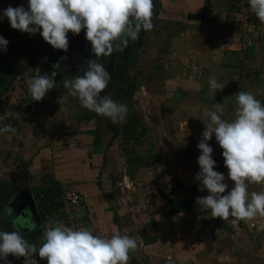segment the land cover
<instances>
[{"label": "clouds", "instance_id": "9594fccd", "mask_svg": "<svg viewBox=\"0 0 264 264\" xmlns=\"http://www.w3.org/2000/svg\"><path fill=\"white\" fill-rule=\"evenodd\" d=\"M153 0H27L23 5L0 10V19L6 17L12 29L34 35L39 32L53 49L67 51L68 33L80 34L90 42L93 58H87L79 66L73 80H65L63 87L71 97L77 98L82 108L109 118L113 123H122L128 115L127 104L111 98L98 99L111 81V73L105 67L114 53H124L134 43L141 31L153 28ZM264 24V0H248V9ZM8 41L0 36V51H7ZM52 65L50 73L38 74L26 80L31 100L40 102L47 92L55 88L58 73ZM208 93L214 98L225 84L215 77L208 79ZM47 98V97H46ZM67 101L61 94L58 104ZM209 111L210 123L202 132L197 143L200 151L197 157L199 171L194 179L199 181L198 190H207L206 196L195 198L196 204L211 211L212 218L227 221L231 217L233 227L241 221L264 218V191L251 192L249 184L264 185V105L250 92L236 94L235 118L223 119L225 106L215 103ZM0 133L17 134L11 124L0 127ZM215 141L222 149L227 177L233 187L227 191L225 175L215 171L216 161L212 158L214 149L208 141ZM75 148V143H71ZM154 175V173H153ZM226 193V194H225ZM13 231L0 230V260L9 255L24 258V264H38L35 256L47 264H128L130 253L138 247L137 241L128 234L114 231L110 237L94 235L92 231L69 227L57 220H49L43 231L44 242L37 248L21 234L19 226ZM264 231V224L259 225ZM166 264H174L169 255Z\"/></svg>", "mask_w": 264, "mask_h": 264}, {"label": "rangeland", "instance_id": "374dc122", "mask_svg": "<svg viewBox=\"0 0 264 264\" xmlns=\"http://www.w3.org/2000/svg\"><path fill=\"white\" fill-rule=\"evenodd\" d=\"M2 1L3 2L6 1L4 5L5 9L9 5H11L12 7L23 5L25 9H27V0H2ZM158 1H159V4L161 5V8H159V14L153 19L154 21L152 22L153 23L152 30L145 31L142 37L141 44L136 49L135 65L128 69V74L131 78L135 80L136 83L139 84V89L137 90L136 95H135L136 98H134L136 99V101H137V98L140 101V102L137 101L139 117L141 118V120L145 119V121L144 122L142 121V122L144 123L145 126L147 127L150 126L153 129V135H154V137L151 135V137H153L152 140H149L147 138V141H144V143L140 144V146L136 148V151L137 153H140V154H142L143 152L146 153V149L150 144V142L148 141H152L157 149L156 152L161 154L160 161L162 164L159 163L160 161L158 163H155L153 165V168H148L151 171H147L148 169H142L140 167H137L134 164H131V165L130 163L128 164L126 156L124 155V152H125L124 145L120 141L121 138H118V137L114 139L113 143L109 147L105 146V143L107 142V140L111 137L113 133L112 130H110L107 127L106 120L103 118V116L97 115L96 113L92 111L82 108L79 104L78 99L71 97L68 94V90L63 87V83L65 80H73L77 75H81L79 73L74 72V70L71 69L74 64L73 61H71L73 57H71V60L69 59L66 61V66L63 67V69H61L62 75L59 80L60 83L57 82V84H55V88H53L54 97L58 99V97L61 94H63L64 96H67V101L61 105L56 103L55 108L51 106L49 107L50 110H52V112L53 110H55V112L57 113L56 114L57 119H58L57 124L59 125V128L62 127V124L65 125V127L63 128L64 129L63 134L65 132H66L65 133L66 135L72 134L70 139L68 137L67 141L64 142L63 144L64 148L66 149L71 148L70 145L71 143H73V137L75 138V136H77L75 139L76 142L82 141V144L84 145V147L89 146L90 150L88 153H92V155L90 156V159H91L90 162L93 164L92 165L87 164V162L89 161L88 156L85 158L87 153H84L83 156L85 158V163H83L84 169L82 170V178L85 180H91L88 182V184H90V182L92 183V179L98 169L97 167L101 163V159H102V155L100 154L101 151L106 152L108 156V163L106 165L107 172L113 173L114 177L116 178L115 179L116 183H114L113 185H110L107 188L109 190H112L115 193L117 200L119 199L120 208L122 205L121 200L123 199L125 200V204H128V208L131 206V209H132L133 202H136L135 201L136 195L133 194L131 197H126L125 193L123 192V191L127 192L126 187L128 184L131 185V182L128 179L129 177L127 175H130L131 177L140 176L141 177L140 179L143 180L144 183L147 181L154 183L156 182V180L163 179L165 185L164 186L156 185V189H158V193L157 194L152 193V196H151L153 198L150 201V204H151L150 208L153 211L156 210V212L158 211L159 208H161V205H162L161 202H163L162 206L163 207L165 206L162 192L166 193L169 190H173L172 187L175 186V183L171 181L173 178L172 177L173 175H170L171 173H174L176 169H178V171L181 172L183 176V177L181 176L182 178L181 181L183 183L188 185V184H191V182H193L191 181L192 179H190L191 175H190V178L187 176V173H190V169H192L191 167L194 164V161L192 159V152L194 149L193 147L195 146V144L197 145L199 140L202 138V132L206 127L205 124H208L211 122V121L207 122L208 121L207 116H208L209 111L211 110L209 108L212 107L211 101H209L210 97H207L209 94L208 93V87H209L208 77H210L211 75L207 73L206 77H204V74H203L200 80L198 79L193 80L195 82L196 81H200V83L203 82L201 83V88L198 91H195L192 88V90L190 91L193 97H199V95L200 96L206 95L205 101L199 102L197 101V98H195V99H192L193 100L192 102H194L193 104L191 102H188L189 104H192V105L188 106L186 105L187 103L184 104L182 109L180 110V113L176 109L178 117L181 118L182 121H185L183 122V125L181 124L182 129H185L187 128L188 125H190L191 135H195L197 133H200L201 135L196 137L198 138L196 139V141L194 140L189 141L186 139L187 136L183 135V133H180V132L173 133L172 132V124H171L172 116L171 114H169L171 111H168V109H166L167 107L166 103H171V104L175 103V105L180 107L177 100H175L176 91H178L181 87H183L186 90L187 86L193 87V84H194L193 81H189L185 78V73L183 75L181 74L184 71L182 68L179 71V69L175 70L176 68L174 66L176 62L183 61L187 53V50L190 49L191 45L189 44L190 42L186 40L182 36L181 33H179L178 31H175L177 27V24H175V20H176L175 14L176 13H172L169 10L165 11V9L163 8V6L164 7L166 6V4L171 5V3L174 4V6L178 4V7H179L180 2L183 3L182 2L183 0H173V1L172 0H158ZM219 1L220 0H217L216 2L220 3ZM216 2H213V4L210 5L213 8L212 10L214 11L216 10V8H218V10L220 8H223L222 5L218 6ZM242 2H243V5L246 7V5L248 4V0H242ZM204 9L205 11L201 12V18L206 16L207 20H211L210 14L208 13L210 12L209 10H211V8L204 4ZM0 14H2V12H0ZM258 22L260 21L258 20ZM198 27H200V29L204 31V28L206 26L205 27L198 26ZM15 31L17 30L12 29L10 27L8 19L6 17H4L3 19H0V34H3L0 36H3L5 38V35H9V38L7 37L5 38L8 41L7 52L9 51V48L11 45H15V48H16L18 47V42H20V41H16L17 37L14 35ZM37 33L39 34V32ZM38 34L36 35L37 38H35L34 35H29V34L27 35L29 38L33 39L31 41L33 44L30 45V47H32L33 49L28 48V52H30V55L28 53L27 54L25 53L24 50L26 48H24L22 45L21 46L19 45V47L16 48L18 50V53H20V56L18 54L19 59L17 58L18 57L17 55L14 56V54L10 53L9 55L10 65L8 66L9 68L14 67L13 66L14 63L16 64L21 63V65L25 64L27 59L32 57L31 52H34L38 48L43 47L40 45H37L38 48L35 47L36 45L35 41L39 40V42H41L42 45H46L45 44L46 41H44L41 35H38ZM73 37H75V35L69 32L68 33V41H69L68 48H69V52L71 51L70 53L74 51V47L76 44V41L73 39ZM243 46H244L243 50L250 47V46H247L246 42H244ZM253 46H256V45H253ZM259 46L264 47V44L259 45ZM192 48L194 51L198 49L195 45ZM258 49H262V48L258 47L257 49L253 50V52H251L250 54L249 62L247 64L250 70L249 75L243 76L239 74L238 75L232 74V79H234L233 83L229 84L227 88L225 86V88L222 89L221 92H223L224 97L222 98L220 103H223L225 106V113H224V116L222 117L223 119L231 121L235 118L236 94L238 92L240 91L250 92L258 100H260L262 96L264 95V77H261L255 74L256 70H254L255 69L254 67L260 66L259 64L264 57L263 55L264 52H262V56H261V52L258 51ZM206 70L208 71V69ZM46 72L48 73V71ZM12 74L13 73L11 72V69H10L7 73H5V75L3 76L1 75L2 78H4V81H5L4 83H6V79L8 80V82L6 83L8 84V86L12 80L11 79ZM214 75H218V74L214 73ZM221 77L222 76H218V78H216L217 81L226 85V81L220 80ZM60 85H62L63 92L61 89H59L61 87ZM110 92H111V89L108 86L105 90H103V92L100 94L98 99L108 98V95L110 94ZM183 93L184 94L181 93V95H179L180 96L179 102L184 100V98L182 97L183 95L185 97V95L187 96L188 94V92H183ZM41 103L42 102H40L39 105H41ZM164 104H165V108H163ZM169 109L171 110V107ZM19 115L20 116H18L16 119L13 120L14 122L12 125L13 127L16 128L17 134L13 135L12 133H9L6 138H3L2 144H0V180H9V177H10L9 172L11 170H14V168L17 169V166L20 165L21 163L23 164L22 171L25 172L28 177H31L29 171H31L32 169L28 171V169L26 170L25 168L28 166V163H29V162L27 163V161L28 160L31 161L32 156H29L28 152L26 151L25 148H23L22 144L24 143L23 139L26 138L24 128L27 129V131L31 134H37L38 130H40L38 128L39 125L36 122V118H38V115L34 117L32 120L29 119L30 118L29 114L25 116L20 113ZM84 115H88L89 118L84 119ZM65 116H68L69 118L68 121H63L64 120L63 118ZM152 116L154 119L151 118ZM116 124L120 125V123H116ZM77 129H82V130H77ZM94 129L98 131V136H99V142H97L96 145L93 143H92L93 145L91 144L92 139H93V133L91 131ZM80 131L82 132L79 134H74L75 132L78 133ZM157 132L160 136H157ZM185 132L187 133V130ZM171 136L173 138L172 140L170 138ZM208 143L218 145L217 142L215 141L214 135H213V138L208 141ZM24 153H26L24 155L26 156V164L21 162L22 161L21 156L23 157ZM78 153H75V152L73 153L70 150L67 151V153L65 154L66 156L65 158H67L66 163L63 165L65 167L64 169L65 174L62 176L66 177V179L68 177L69 180L73 182H75L74 181L75 177H72V176L74 175V172H76L74 171V169L75 170L78 169L79 163L75 162V159L72 157L79 155ZM180 159L182 161H180ZM31 167L33 169L35 168V166H31ZM123 167L126 168L127 177L124 175V178L122 180L121 177H123L122 175L124 173ZM117 178L121 180L120 183H117ZM31 180L32 179L29 178V182H31ZM29 184L32 185L31 183ZM196 184H197L196 186H198L199 181L196 182ZM88 186H89L88 189L90 188L94 189L93 184H92V187L91 185H88ZM130 187L131 186H129L128 188ZM73 188L77 189V187L75 188V186H73ZM161 188L163 189L161 190ZM93 193H94V190H92V197L89 199L90 202L92 201ZM117 202L118 201H108L107 202V199L105 200L104 198L103 200L101 199L100 202L98 201L97 205L101 203L102 210L103 208L106 210L110 209L108 213L109 215H111L110 213H113L112 208L114 206H118ZM148 209L149 208H147V210L145 211H140V212H136L135 210H133L134 212H132L130 210L132 219L129 216H127V219L125 216H123L122 220L124 219L126 220L122 222L119 221L118 223L119 224L125 223L124 225L126 224L133 225L134 218L137 217V220H139V225L142 226L146 222L148 226L151 227V230H152V218L153 217H152V213H150L152 211H149ZM86 212H88L86 210V206L80 207L79 216L82 217V219H84V215H86ZM258 220L259 222L255 220L254 221L250 220V221H247V223L252 222L253 227L257 228V226L259 227L260 224H264V222L261 223V221H264V218L259 217ZM27 221L28 219L25 218L23 222L25 223ZM24 223L22 226L25 227L26 225ZM160 224L162 225L163 223L160 222L158 225ZM254 228H251L254 231H251V230L250 231L247 230L248 232L238 231L239 232L238 235L236 234L233 235L234 239H237V237L239 236L241 238L240 242L238 240H235V244H236L235 250H238V248L244 249L242 250V255L248 256L252 260L253 264H261V263L264 264V235L262 234L263 232L260 233L261 231H259V229H257L258 231H255ZM174 231L178 233L179 238H180V233L177 232L176 230ZM216 231H220V230H215L214 233H217ZM259 233L262 234L263 236H259L256 240L253 239L254 235H257V234L260 235ZM230 242H233V241H230ZM14 259H17V258H14ZM19 259H23V257Z\"/></svg>", "mask_w": 264, "mask_h": 264}, {"label": "crops", "instance_id": "0c3cea01", "mask_svg": "<svg viewBox=\"0 0 264 264\" xmlns=\"http://www.w3.org/2000/svg\"><path fill=\"white\" fill-rule=\"evenodd\" d=\"M182 2L183 3L180 2L179 7L178 4L174 6V4L172 3L171 5L165 3L166 6L165 7L163 6L165 11L169 10L172 13H176L175 21L183 22V24L186 25V29L180 33L186 40L190 42L189 44L191 45V46L189 45L190 49L187 50V53L183 61L175 63L174 66L176 68L175 70L179 69L180 71L182 68L184 71L181 74L183 75L186 72L190 63L192 62L201 63L205 68L204 77H206L207 73L211 75L210 77L218 78V76H222L220 80L226 81V85H225L226 88L227 86H229V84H232L234 81V79H232V74L248 76L250 70L247 64L249 62L251 52H253V50L260 47L262 49H258V51L261 52V56H262V52H264V47L256 45V46H250L245 50H243L244 42H246L245 38H243L240 32L236 29H232V28L224 29L219 27L220 17L217 14L216 10L214 11L212 10L213 9L212 8L211 10H209L210 12H208L210 14L212 20L211 21V20H207L206 16L201 18V12L205 11L203 0H183ZM5 3L6 1L3 2L2 0H0V10L5 9L4 6ZM198 26L201 27L206 26V27L204 28L203 31ZM14 35L17 37L16 41H22L23 39L25 40V37L26 39L28 38L27 36L28 33H22L19 30L15 31ZM19 43L20 42H18V44ZM35 43H36L35 47H38L37 45L43 46L42 43L39 42V40L35 41ZM31 44L33 43L31 42ZM194 45L198 48L195 51L192 48ZM263 59L260 62L259 67H254L255 68L254 70H256L255 74L261 77H264ZM206 69H208V71ZM214 73H217L218 75H214ZM7 82L8 80L6 79V83ZM193 82H194L193 87L187 86L186 90L183 87H181L178 91H176L175 100H177L180 107L175 105V103L174 104L166 103L167 105L166 109H168V111H171L169 114H171L172 116L171 118L172 132L173 133L180 132L187 137L193 136L191 138L195 139L197 136L201 134L197 133L195 135H191L190 125H188L187 128L182 129L181 124L183 125V122L185 121H182L177 114V110L180 113V110L182 109L184 104L187 103L186 105L188 106L192 105L194 103L192 102L193 101L192 99L197 98V101L199 102L205 101L206 95L205 96L199 95V97H193V95L190 92L192 88L193 90L198 91L201 88V83L203 82L201 83L200 81H196V82L193 81ZM221 91L222 90L216 92L214 98L208 94L207 97H210L209 101H211V106H212L211 108H209L211 109L210 111H214L215 110L214 104L220 103L222 98L224 97V94ZM183 92H188V94L187 96L185 95V97L183 95L182 97L184 98V100L179 102V98H180L179 95H181V93L184 94ZM53 93H54V89L48 91L46 94L47 98L43 99L41 105H39V110L37 113L38 118H36V122L39 125L38 128L40 129L38 130V133L31 134L27 131V129L24 128L26 138L23 139L24 143L22 144V146L23 148L26 149L29 156H32L31 161L29 160L27 161V163L28 162L29 163L28 166L25 168L26 170L28 169V171L32 169L31 171H29L31 175V177L29 178L32 179L31 182L29 183H31L33 186H36L37 184H40L43 181L42 176L52 175L51 176L52 178L55 177L58 181H60L64 189L73 186H75V188L77 187L78 191L85 196L87 204H89L88 206H86V210L88 211L86 212V216L88 218L87 220L82 219L85 222V226L88 227V230L92 231L94 235L107 236V237H110L111 234L116 230H118L121 234H128L130 237L134 238L138 244L136 251L134 253H130L129 255L134 256L141 263L144 262V264H166L165 258L170 255L173 258L174 264H253L252 260L248 256L242 255V250L244 249L238 248V250H235V246H236L235 240H238L240 242L241 241L240 236L237 237V239L233 238V235L239 234L238 231H246V232H248L247 230L254 231L253 229H251L254 228L253 223L252 222L247 223L245 221H241L238 226L233 227L231 224V217L227 221H222L219 218H212L211 211L203 208L200 209V207L196 204V201L192 206V209L188 213H185L183 216L167 215L166 211L164 212L163 209L161 210V208L163 207L162 206L163 202H161L162 204L161 208H159L157 211V212L160 211L159 213H157L156 210L153 211L151 210V208H149V211H152L150 212L152 213V217L157 222L158 238L153 243H149V244L143 243L139 235V228L141 227V225H139V220H137V217H135V215H134L135 218L133 225L132 224L124 225L125 223L124 224L118 223V225H116V223H114L113 220V213H110L111 215H109L108 213L110 209L106 210L103 208L102 210L101 209L102 204L100 203L99 205H97L98 201L100 202L101 199L102 200L104 199V197H102V194L98 190L95 183V176L97 172L95 173L92 179V183L90 182V184H88V182L91 180H85L82 178V170L84 169L83 163H85V158L88 156V152L90 150L89 146L84 147L82 141L76 142L75 139L77 136H75V138L73 137V142H75L76 145L75 148L71 147L66 149L63 146L64 142L67 141L68 137L70 139L72 134L66 135L65 134L66 132L63 134V130H64L63 128L65 127V125L62 124V127L59 128V125L57 124L58 121L56 115L57 113L55 112V110H53L52 112V110H50L49 108L50 106L55 108V104L57 103V98L53 96ZM262 99H264V95L259 101H261ZM134 100L135 101L133 102V105L138 112L137 101L138 102L140 101L138 100V98L137 101L136 99ZM188 102H191L192 104H189ZM170 107L171 110L169 109ZM163 108H165V104ZM151 118L154 119L153 116ZM63 119H64L63 121L69 120L68 116H65ZM207 120H208L207 122L210 121L209 115L207 116ZM142 121L144 122L145 119ZM77 130H82V129H77ZM186 130L187 133L185 132ZM81 132L82 131L78 133L75 132L74 134H79ZM157 136H160L158 132H157ZM170 138L171 140L173 139L172 136ZM69 150L72 151L73 153L79 152L78 153L79 155L72 157L75 159V162L79 163L78 169L77 170L74 169V171L76 172H74V175L72 176L75 177L74 178L75 182L69 180L68 177L66 179V177L62 176L65 174L64 173L65 167L63 166L66 163V159H67L65 158L66 157L65 154ZM220 151L222 153L221 148ZM84 153H87L85 158L83 156ZM25 154L26 153L23 154V157L21 156L22 162L24 164H26V156H24ZM88 160L89 161L87 162V164L92 165L93 163L90 162L91 159L89 157ZM180 161L182 160L180 159ZM215 161H216V165L214 166V170L221 172L225 175L224 182L228 184V189L226 190L227 193V191L233 187V183L227 177V168L224 166L222 155H220ZM159 163L162 164L161 161ZM196 164H198L197 161H194V164L191 167L192 169H190V173H187V176L189 178L191 175L190 179H192L191 181H193L191 182V184L188 185H192L196 187L197 197L206 196L208 194L207 190H204L201 193V191L198 190V186H196L197 185L196 182L198 181L197 180L195 181L194 177L199 171V165ZM31 166H35V168L33 169ZM123 168H124V173L122 175L123 177H121L122 180L124 178V175L125 176L127 175L126 168L125 167ZM140 168L148 169V168H153V166L140 167ZM147 171H151V170L148 169ZM170 175H173L171 181H173L174 183L176 181H179L180 183H182V185H186L181 181L182 174L181 172L178 171V169H176V171L174 173H171ZM127 176L129 177L128 179L130 181L138 180L141 178L140 176H134V177L133 176L131 177L130 175ZM120 182L121 180L117 178V183ZM92 184L94 185V189L93 188L88 189L89 187L88 185H91L92 187ZM175 186L172 187L173 190H169L168 192L170 191L172 192L171 195L173 196L174 200H179L180 198H182L183 195L182 192L183 187L180 186L175 188ZM92 190H94V193H93L92 201L90 202L89 199L92 197ZM248 191L249 194H251V192L253 191L255 192L264 191V185L249 184ZM123 192L125 193L126 197H131L133 195L128 191H127L128 193L126 191ZM115 199H116L115 201H118L117 202L118 207L120 208L119 199L117 200V197H115ZM108 201L109 200H107V202ZM121 203L123 206L121 205V208L120 209L118 208V214H119L118 222L119 221L122 222L126 220L127 216H129L132 219L130 210L134 212L133 211L134 202L132 204V209L131 206L128 208V204H125L124 199L121 200ZM78 214H80V210L78 211ZM123 216H125L126 219L122 220ZM258 219L259 217L255 218L254 220L259 222ZM160 222H162L163 224L158 225ZM262 222L264 221H261V223ZM142 226L147 227V230L149 231L150 234L155 233L153 228L151 230V227H149L146 222ZM254 229L255 231H258L257 229H259V227L257 226V228L255 227ZM30 230H24V231L21 230V234L30 237L32 236L31 239L35 237V239L32 240V243H35L37 248H39L44 242V238L42 234L43 231H41L40 234H37V236L33 237V234L37 232L33 230L32 232H27ZM174 230L180 233V238L178 233H176ZM215 230H220V231H216L217 233H214ZM260 233L264 235V231H261ZM262 234L260 235L257 234L254 235V237L253 236L252 237L253 239L256 240L259 236H263ZM35 259L38 261V264H45L44 263L45 260L40 259L38 255L35 256ZM7 260L10 261L11 264H24V258L14 259L12 255H9L7 257ZM0 264H4V261L0 260ZM128 264H130V260Z\"/></svg>", "mask_w": 264, "mask_h": 264}, {"label": "trees", "instance_id": "16d2710c", "mask_svg": "<svg viewBox=\"0 0 264 264\" xmlns=\"http://www.w3.org/2000/svg\"><path fill=\"white\" fill-rule=\"evenodd\" d=\"M217 0H204V4L206 6H209L212 9L213 2H216ZM241 0H220V3L216 4L218 6L222 5V7L226 8H232L239 4ZM154 8H153V16H152V22L153 19L159 14V8H161V5L159 4L158 0H153ZM214 4V5H216ZM218 9V8H217ZM221 9V8H220ZM219 9V11H220ZM220 17V16H219ZM253 17L256 19V16L253 14ZM221 20V17H220ZM219 20V22H220ZM257 20V19H256ZM175 24H177V27L175 31H178L179 33L184 31L186 29L185 24L183 22L175 21ZM183 24V25H182ZM182 25V26H181ZM145 31L141 32V35L138 38V41L135 43V47H133L130 50V53L127 54V56L122 57L120 62L116 65L117 68L114 71L112 78H111V84L114 85V92H110L108 95V98L113 99L114 101H117L122 104H127L128 106V115L126 117V120L120 125H117L116 123H113L109 118L103 117L106 120L107 127L112 130L111 137L107 140L105 143L106 147H109L115 138H121V143L124 145V155L126 156L128 164H134L137 167H149L153 166L155 163H158L161 159V154L156 152V147L152 141L150 142L149 146L146 149V153H137L136 148L140 146V144L144 143V141H147V138L149 140H152L154 137L153 135V129L149 126H145L142 122L141 118L139 117V114L137 110L135 109L133 105V101L136 95L137 90L139 89V84L135 82L133 78H131L128 74V69L133 67L135 65V58H136V49L140 46L142 37L144 35ZM3 35V34H0ZM36 33L34 34V37H36ZM11 36V35H10ZM9 38V35H5V38ZM33 38V37H32ZM31 38H25L18 45H22L24 48H26L24 51L25 53L30 55V52H28V48L31 45ZM46 45H43V47L38 48L34 52H31L32 57H30L25 64L21 65V63L13 64V69L9 68V58L8 56L11 54H14V56H20V53H18V50L15 48V45H11L9 48V51L7 54L0 55V102L5 101L6 99V90L8 87V84L4 83V78H2L5 73H7L10 69L13 75L30 66V64H34L36 61L43 59L45 61V69L50 73L53 71L52 65L54 63H59L58 67L55 69V71L58 73L55 84L60 83L59 80L61 78V69L63 68L64 59L68 57L69 54V48L68 50L62 51L53 49L51 45H49L47 42H45ZM45 46V48H44ZM33 49V48H32ZM19 56L17 57L19 59ZM20 61V60H18ZM20 69V70H18ZM16 70V72H15ZM47 73V72H46ZM2 75V76H1ZM11 77V79H12ZM121 78H125L124 80ZM10 80V78H9ZM3 83V84H2ZM59 89L63 90L62 85ZM5 94V95H4ZM119 96V97H118ZM42 102V101H40ZM262 105H264V99L260 101ZM39 105V104H38ZM27 115L26 108L23 107H16L14 112L12 113L11 119L8 121V124L13 125V120L16 119L19 114ZM34 118V117H33ZM89 118L88 115H84V119ZM30 120L32 118H29ZM96 129V128H95ZM92 130L93 133V139L92 143L96 145L97 142H99V136L97 130ZM151 135L153 137H151ZM189 141H196V138L187 137ZM195 144V143H194ZM196 145V144H195ZM216 145V144H215ZM219 147V145H217ZM159 152V151H158ZM102 155L101 163L97 169V174L95 176V183L98 188V190L101 192L103 197L109 201H115V193L112 190H109L107 187L110 185H113L116 183V178L114 177L113 173L107 172L106 165L108 163V156L105 151H101L100 153ZM92 153H88V157ZM22 162V161H21ZM23 164L17 166V169L14 168V172L22 173L23 171ZM198 165V164H196ZM106 170V171H105ZM25 173V172H23ZM52 175H44L42 176L43 181L40 184H37L36 186H31L29 184V189L31 190L34 201L36 204L37 212L39 215V218L41 220V226L42 231L45 230L47 222L49 220H57L63 223L64 225H68V218L63 210V202L59 199L61 192L63 191L62 184L60 181H58L55 177H51ZM135 179V178H133ZM8 185L7 180H0V189L4 186ZM165 185V184H164ZM162 185V186H164ZM175 188L182 186V198L179 200H174L173 196L171 195L172 192H162L164 204L165 206L161 208L163 211L167 213V215H173V216H183L185 213H188L192 206L195 203V198L197 197V190L195 186L192 185H182L179 181L175 182ZM69 189L75 190L78 192L80 196V204L78 206V211L80 210V207L88 206L86 202V198L83 194H81L78 189H74L73 187H69ZM163 188H161L162 190ZM164 193V194H163ZM145 198L147 199L149 192H145ZM152 196V194H150ZM118 206H114L112 208L113 211V220L114 223L118 224L119 214H118ZM149 210V209H148ZM82 220V218H81ZM84 220H87V216L84 215ZM83 221V220H82ZM85 224V222L83 221ZM88 228V227H87ZM152 228L155 231V233L150 234L147 230V227L141 226L139 228V235L143 241L144 244L153 243L157 240V222L155 219L152 218ZM43 234V232H42ZM130 264H144L138 261L134 256L130 255Z\"/></svg>", "mask_w": 264, "mask_h": 264}, {"label": "built area", "instance_id": "2783aa9c", "mask_svg": "<svg viewBox=\"0 0 264 264\" xmlns=\"http://www.w3.org/2000/svg\"><path fill=\"white\" fill-rule=\"evenodd\" d=\"M248 4L246 7L243 5L242 0L239 4L232 8L223 7L216 9L217 14L221 17L219 22V27L224 29H236L240 32L241 36L245 38L247 46L262 45L264 44V24L258 22L253 18V13L247 11ZM7 51H0V55L6 54ZM43 59L38 60L34 64L16 72L6 90L5 101L0 102V127L8 124V121L12 117L16 107L26 108L27 114L30 118L36 117L40 102L31 100V96L28 92L26 85V80L32 78L38 74H44L46 72L43 63ZM204 74V68L201 63L192 62L189 64L186 72L185 78L189 81L200 80ZM46 99V96L43 98ZM42 99V100H43ZM41 100V101H42ZM8 133H0V144H2L3 138H6ZM131 185H125L127 191L131 194L136 195V199L133 205V209L136 212L147 210L150 208V201L153 197L150 194H157L158 189L156 185H164V180L159 179L156 182H143V180L138 179L130 181ZM131 186L130 188H128ZM145 192H149L147 199L145 198ZM59 199L63 202V210L68 218L69 227H74L76 229L85 228L88 229L81 217L78 214V206L81 202L78 192L75 190L65 188L61 192ZM47 264V261L44 262Z\"/></svg>", "mask_w": 264, "mask_h": 264}, {"label": "flooded vegetation", "instance_id": "af4514ba", "mask_svg": "<svg viewBox=\"0 0 264 264\" xmlns=\"http://www.w3.org/2000/svg\"><path fill=\"white\" fill-rule=\"evenodd\" d=\"M141 35V33H140ZM139 35V36H140ZM73 39L76 41L75 47H74V51L72 53L69 52L68 57L64 59V64L63 67L66 66V61L67 60H71V57H73V59L71 61H73V66L71 69L74 70V72L79 73V74H83L82 71H78V68L80 65L83 64L84 60L87 58H95L94 54L91 52V45L90 42H88L85 37H84V30L82 29L80 34L75 35V37H73ZM138 41V39L134 42L131 43L128 47V49H126V51L124 53H114V55L109 59V62L105 65V67L108 69V71L111 73V78L112 75L114 73V71L117 68V64L120 62V60L122 59V57L127 56L128 53H130V50L135 47V43ZM43 66L45 67V62L43 63ZM63 69V68H62ZM62 73V72H61ZM121 79H125V78H121ZM109 88L111 89V92H114V85L109 84ZM213 149V153H212V158L214 160H216L220 155H221V151H220V147H218L215 144H209ZM193 152H192V159L193 161H197V157L200 154L199 149L197 148V145H195L193 147ZM10 177L8 181V185L2 187L0 189V230H4V231H13V226H14V218H15V213L9 212L8 209V203L10 201V198L13 194H16L21 188H24L25 186H29V177L27 176L26 173H18V172H14V170H11L9 172ZM18 218H20V221L23 220L22 217L17 216ZM23 223V221H22ZM25 224V223H24ZM22 226V225H21ZM20 230L24 231V230H30V228L28 227H20ZM27 232H32V230L27 231ZM38 233L33 234L34 236H37ZM24 238L29 242L32 243V240L35 239V237L33 239L32 236H26L24 235ZM30 240H29V239ZM15 258V257H13ZM14 261V260H13Z\"/></svg>", "mask_w": 264, "mask_h": 264}, {"label": "water", "instance_id": "95a60500", "mask_svg": "<svg viewBox=\"0 0 264 264\" xmlns=\"http://www.w3.org/2000/svg\"><path fill=\"white\" fill-rule=\"evenodd\" d=\"M8 209L9 212L15 213L14 225L23 227L21 226L24 223H22V221L27 218L28 221L25 222V227L36 231L38 234L41 233V220L37 212L33 194L28 185L24 188H21L16 194H13L11 196L8 203ZM17 216L22 217L23 220L20 221V218H18Z\"/></svg>", "mask_w": 264, "mask_h": 264}]
</instances>
